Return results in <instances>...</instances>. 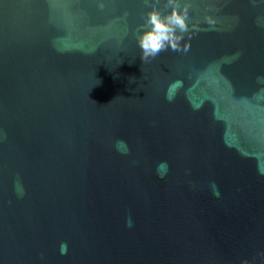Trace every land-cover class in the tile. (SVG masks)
Returning a JSON list of instances; mask_svg holds the SVG:
<instances>
[{
    "label": "water",
    "instance_id": "1",
    "mask_svg": "<svg viewBox=\"0 0 264 264\" xmlns=\"http://www.w3.org/2000/svg\"><path fill=\"white\" fill-rule=\"evenodd\" d=\"M184 2L0 0V264H264V0Z\"/></svg>",
    "mask_w": 264,
    "mask_h": 264
},
{
    "label": "clouds",
    "instance_id": "2",
    "mask_svg": "<svg viewBox=\"0 0 264 264\" xmlns=\"http://www.w3.org/2000/svg\"><path fill=\"white\" fill-rule=\"evenodd\" d=\"M146 6L151 10L146 13L144 18V28L137 36V43L141 49V60L147 62L157 57L160 53L169 48L173 52H188L190 43L184 41L185 34L191 39L192 35L199 31V23L191 25L194 31H189V10L191 4L181 0H164L163 8L158 7L160 0H144ZM170 9V11H168ZM204 20L207 25L213 26L216 20L211 15H205ZM131 226V221H128ZM67 248L65 243L61 244V252ZM264 258V253H260ZM241 264H248V261H242Z\"/></svg>",
    "mask_w": 264,
    "mask_h": 264
}]
</instances>
